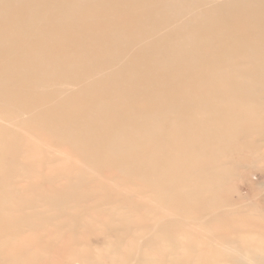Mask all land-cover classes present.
I'll return each instance as SVG.
<instances>
[{
	"label": "bare ground",
	"instance_id": "1",
	"mask_svg": "<svg viewBox=\"0 0 264 264\" xmlns=\"http://www.w3.org/2000/svg\"><path fill=\"white\" fill-rule=\"evenodd\" d=\"M257 138H264V0H0V264L27 263L33 236L25 234L41 222L26 211L36 209L29 193L46 189L30 182L36 170L27 166L34 158L44 165L54 143L83 162L74 184L42 198L49 211L77 210L79 178L96 177V194L114 170L124 194L154 193L139 225L122 217V236L146 248L151 242L140 243L139 233L152 231L167 252L203 225L198 236L217 248L200 252L190 233L203 255L195 264H264V249L255 247L264 229L253 224L261 207L244 215L229 202L230 180ZM137 197L100 191L93 201L117 200L114 213L135 215Z\"/></svg>",
	"mask_w": 264,
	"mask_h": 264
},
{
	"label": "rangeland",
	"instance_id": "2",
	"mask_svg": "<svg viewBox=\"0 0 264 264\" xmlns=\"http://www.w3.org/2000/svg\"><path fill=\"white\" fill-rule=\"evenodd\" d=\"M262 139H258V138L255 140L252 139L251 140L252 143H250L251 148L244 149V153L242 155L243 159L241 160L240 164L236 167L235 173H234V175L231 178L230 183H229V188H230V194H229L230 201L229 202L230 203L233 202L234 205L235 204H241V208L239 210L243 214L245 211L244 215H252L251 214L252 213L251 206H253V205L254 206L257 205V206L261 207L260 210L262 212L258 213V215L254 217L256 221L253 223L254 225L257 226V228H260V230L264 229V159H261L258 161L253 160L251 155H250L251 154L250 150L252 148H255L256 151L259 153V155H261L263 157L264 156V138H262ZM60 146L61 145H59L57 143L46 145L45 151L48 152L49 154L46 155V157H44V159L42 160L43 162H45V164L40 165L41 161L39 159L34 158L30 162L29 166H27V168L33 167V169L36 170V172L34 173L35 175L32 176L31 179H29L30 182L35 184L38 187H42V188L45 187L46 189H44V190L40 189L39 192H30L29 193V196H30L29 198H30V201L32 202L31 205L34 204L36 209L35 210L28 209L26 211L33 218L35 217L34 218L35 221L37 220V218H39L41 222L38 223L39 226L37 229H31L30 231H28V233H30L29 234L30 236L28 235V233L25 234V236L27 235L28 237L33 236V238H32L33 240H31L32 242L30 241L28 243L29 246L31 245L30 247H32V250L30 252V256L26 257V262H27L26 264H39V263H42V264H44V263L45 264H141L142 257H144L145 255H148L150 252L151 253L149 255L150 256H151V254H153V255L151 256V258H149V255H148V257L145 256V259L143 258L145 260V262H146V258H149L150 261H149V259H147L149 263L143 262L144 264H151V262L154 264L155 259H156L155 264H171V263H168L167 261H169V262L173 261L174 255H177V257L175 256V260H177V261H175V264H178V263L179 264H191L193 262L195 264L197 261L196 259L198 257H200V256L203 257V255L199 254L201 251H204L203 249L209 248L211 250H215L217 248V244H215L214 242H213L214 243L213 244L211 239L205 240L206 243L203 242L204 240L201 239L202 238L200 236L201 231H205V229H206L203 225H202V228L199 227L200 230L197 229V232L194 235H193V231L190 232L189 229H188L189 233H188V231L186 232V234H188V235H186L184 233L185 231L183 232L184 237L186 238V243H184V244L188 248V250H187V251H189L188 253H185L186 252L185 249H187V248H185V246L182 247V244L180 245L181 247H178L180 250L178 248H176L177 251L174 252V250H176L174 248V250L170 249V250H167V252H165L164 250L166 248V245L161 247L163 245V243L161 242V240L159 238H158V240L153 239L154 233L152 231L146 230L147 232H143V233L140 232L139 233L140 236L138 235L140 237V243L143 241H149V243L151 242L150 244H148V245H150L149 247H148V245L146 246L147 250L144 247L145 246L144 244L142 246H139L138 240H136L135 237L130 238L128 236L129 237L128 238L127 234H125L126 236H124V235L122 236L123 229L122 230H119V229L124 228L125 226L122 225L123 220H121V219H123L124 217H125V219L131 217L128 219V224H129V222L131 223V221L134 222L136 220L135 223L137 225H139L138 220L140 218L139 216L144 212L142 210L143 207L146 206L148 203H150L148 205H151V202H152V196L151 197H148V196L153 195L154 193L149 189H146L145 191L140 192L139 189L135 187L133 189L136 192H134L133 194H124L122 187L117 186L118 181H119V175L114 170H113L114 172L113 171L108 172V173L104 172L105 175H103L102 179H104L105 182L102 183V186L100 185V187H103V188H101L103 190H100L101 193L107 194V195H116V196L122 195V196H124V198L130 197V199L133 200L134 202L136 201L137 198H139V197H137V195L142 198V195L145 196L148 194L146 196L147 198L146 197L142 198L136 202L141 207V211H138L139 213L135 212L136 214L133 215L134 214L133 211H131L132 213L131 212L129 213V211H128L129 209L123 210V212H122L123 214H121L120 210H119L120 213L119 212L114 213L113 209L115 208L114 206L117 205L116 204L117 200H115L111 203H108L106 201L105 205H103L104 201H98V202L93 201V200H95L94 197H96V194L98 195V193H100V191H97V193L94 194V189L97 188V187L95 188L96 185L94 183L96 177H91V176L86 177L85 179L79 178V180L81 182L78 183L79 184L78 186H74L72 189L73 192L76 191L77 195L81 196V200H80L81 203L79 204V208L77 210L71 211V212L69 211L68 214L67 213L63 214L62 212H58V211L57 212L49 211L50 208H45L46 206L43 204L42 198H44V197L46 198L49 195H54L55 194L54 190H56V188H58V190L62 189L61 191H63V189L68 188L72 183L74 184V182H75L74 178L77 177V175H78L77 173H79L78 168L81 167V164L83 162L82 157H79L78 155H76L72 150L69 149L68 146H61V147ZM57 161H59V162H57ZM64 162L66 163L65 165H64ZM46 163H48V165ZM51 164H53L54 167ZM57 165H59V166H57ZM48 167H50V168H48ZM75 170H77V171L74 173ZM57 176H59L60 178ZM114 176H115V178H114ZM83 177L84 176H82L81 178H83ZM113 178H114V180H112ZM84 181H86L87 183H85ZM91 182L93 184H91ZM69 183H71V184H69ZM88 183L91 185H89ZM58 184L60 186H58ZM83 185H84V187H83ZM78 189H80V190L78 191ZM137 189H138V191H137ZM51 191L53 193H51ZM92 196H93V198H91ZM75 205H74V207H75ZM53 215H54V217H55V215L57 216V219H55L56 221L52 220V219H54ZM64 215H65V217H64ZM137 215H139V216H137ZM135 216H137L138 218L136 217V219H133V218H135ZM51 217H52V219H51ZM164 217H166V216H164ZM47 218H49V219H47ZM59 218H61V219H59ZM74 218L78 219V221L81 220L82 222H80V224H77V222H76L77 220H75ZM91 219H92V221H91ZM142 219L143 218H141V221H142ZM118 220H121V221H118ZM150 220L151 219L146 218L145 224L146 225L150 224V225H153V227H154L155 224H153V221H150ZM163 220H165V219H163ZM46 223H47V225H46ZM81 223H83V224H81ZM88 224H91V225H88ZM49 225H50V228H48ZM150 225L148 227H152ZM193 226L194 225H192V227ZM261 227H262V229H261ZM116 228H118L117 229L118 231L116 230ZM188 228H189V226H188ZM225 228H228V227H225ZM48 230H50L49 233H48ZM228 231L230 232L229 229H228ZM35 232H39V233H35ZM183 233L181 234V236H183ZM190 233H192V235H193L192 237L195 238V242L199 243L198 246H200V247H198L197 244H195V246H197V248L200 249L199 250L200 252L198 251V249L193 248L190 245L191 240H190V238H188ZM150 234H152V235H150ZM198 234L201 238L198 236ZM177 235H178V233L175 235V238ZM234 236L235 235H233V234L230 235L232 240H234ZM147 237L149 240L146 239ZM125 238H128V239H125ZM199 238H200V240H199ZM173 239H174V237H173ZM181 240H182V237H181L180 241ZM156 242L157 243L161 242V244H158V246H156L157 245ZM133 243L135 245H132ZM153 244H154V247H153ZM204 244L207 246L206 248H203ZM35 245H37V246H35ZM33 246H35V247H33ZM256 246L260 247L259 249H264V237L256 240L255 247ZM158 247H159V251H162L164 254L157 250ZM173 247H175V246H173ZM224 247L226 249L232 248L231 249L232 251L235 250V247H233L232 245H229V244L228 245L225 244ZM55 248L56 249L60 248L59 250L62 249V251H60V254H59V252L54 253L55 250L54 251L50 250V249H55ZM143 248H144V252L149 251V248L151 249V251H149V253L147 252V254H145L146 252L143 253V250H142ZM155 248H156V250H155ZM181 248L184 249L185 252ZM219 248H220V245H219ZM40 249H42V250H40ZM64 249H66V250H64ZM44 250H46V251L44 252ZM77 250L80 253H78ZM171 250H173L172 252H174L175 254L172 253ZM64 251L66 252V254ZM156 251H158L159 253H162V256ZM178 251H180L179 254L185 253L184 254L185 256L182 254L180 255V258L183 256L182 258L184 259L182 261H181L182 258L179 259L180 262H178L179 254H176V253H178ZM191 251H192V253H190ZM193 251H194V253H193ZM168 252L171 253L170 255L173 254V257H171L168 254ZM45 253H46V256H45ZM77 253L79 254V256H75V255H77ZM124 253H126V254L124 255ZM155 253L158 256L157 258L161 257L160 259H162L163 261L162 260L159 261L157 258H155L156 257V256L154 257ZM143 254H145V255L143 256ZM186 255L189 257V259L186 263H183L184 261L187 260ZM190 255H192V256L190 257ZM44 257H46L47 260H44ZM124 257H126V258H124ZM152 257H154V260ZM167 257H168V259H167ZM194 257H196V258H194ZM164 258L166 260H164ZM170 258H171V260H169ZM193 258L195 261H193ZM216 258L220 260V256L216 257ZM139 259H140V263H139ZM46 261H48V262L46 263ZM213 263L216 264L215 262H208V263L205 262L204 264H213ZM200 264H202V262H200Z\"/></svg>",
	"mask_w": 264,
	"mask_h": 264
}]
</instances>
